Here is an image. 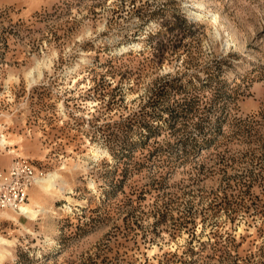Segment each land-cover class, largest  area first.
<instances>
[{
	"label": "rangeland",
	"instance_id": "rangeland-1",
	"mask_svg": "<svg viewBox=\"0 0 264 264\" xmlns=\"http://www.w3.org/2000/svg\"><path fill=\"white\" fill-rule=\"evenodd\" d=\"M1 137L0 264H264V0H0Z\"/></svg>",
	"mask_w": 264,
	"mask_h": 264
},
{
	"label": "built area",
	"instance_id": "built-area-1",
	"mask_svg": "<svg viewBox=\"0 0 264 264\" xmlns=\"http://www.w3.org/2000/svg\"><path fill=\"white\" fill-rule=\"evenodd\" d=\"M44 175L28 159L13 158L6 168L0 159V214L13 212L23 216L21 208L26 205L30 190Z\"/></svg>",
	"mask_w": 264,
	"mask_h": 264
},
{
	"label": "bare ground",
	"instance_id": "bare-ground-1",
	"mask_svg": "<svg viewBox=\"0 0 264 264\" xmlns=\"http://www.w3.org/2000/svg\"><path fill=\"white\" fill-rule=\"evenodd\" d=\"M31 79L33 80V78ZM6 143L10 144L9 141L4 139V137H1L0 145L6 144ZM59 181L62 184H64L58 171L48 172L45 176H43L37 182L34 188L30 191L28 202L26 203V205H24L21 208V214H23V217L27 219L28 223L35 221L39 213L46 212L45 209L39 206V201L42 200L44 197L49 196L52 193L51 189L54 187L56 182H59ZM36 207H39V210H36L35 209ZM0 216L3 218H6L7 220H11V221L18 223L24 229L25 232L31 233L26 225L19 222L17 218L18 214L13 213V212H2ZM12 245H13V241H9L0 236V259L4 258V254H7L9 252L8 248L11 247Z\"/></svg>",
	"mask_w": 264,
	"mask_h": 264
}]
</instances>
